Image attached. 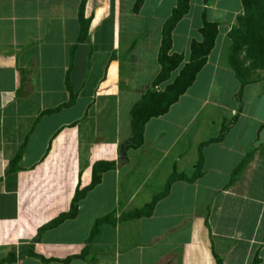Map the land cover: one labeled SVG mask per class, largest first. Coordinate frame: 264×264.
<instances>
[{
	"label": "crops",
	"instance_id": "obj_1",
	"mask_svg": "<svg viewBox=\"0 0 264 264\" xmlns=\"http://www.w3.org/2000/svg\"><path fill=\"white\" fill-rule=\"evenodd\" d=\"M81 1L0 0V264H264V75L242 88L237 111L241 87L228 64L240 0H189L169 52L183 62L166 83L201 41L203 11L219 25L215 45L178 101L145 124L142 145L125 149L120 169L130 111L159 74L161 30L176 0H141L136 10L131 0L127 12L122 0H86L91 22L78 43ZM233 116L222 139L201 149L200 178L173 182L150 217L118 223L161 193L173 171L191 177L199 145ZM96 162L114 168L73 218L34 242L90 185Z\"/></svg>",
	"mask_w": 264,
	"mask_h": 264
},
{
	"label": "trees",
	"instance_id": "obj_2",
	"mask_svg": "<svg viewBox=\"0 0 264 264\" xmlns=\"http://www.w3.org/2000/svg\"><path fill=\"white\" fill-rule=\"evenodd\" d=\"M85 1L82 0L78 9L79 22V37L78 43L82 42L88 33L91 17L85 18L84 8ZM214 0H202L205 6L210 5ZM242 13L235 18L234 25L228 32V38L231 41L230 52L228 55V64L233 71L236 79L240 83V90L237 94L236 101L239 111L242 101V88L256 81L254 74L258 70L264 71V0H240ZM141 0H137L135 10L139 8ZM189 0H176V5L172 10L169 18L164 22L161 30L160 47L157 57V62L160 66V71L157 77L152 81L150 88L140 98V100L132 107L130 111V128L131 138L124 143L126 149H137L142 145L143 128L145 124L153 118L160 117L167 113L168 109L175 104L179 97L193 83L197 73L205 65L207 57L215 45V40L219 34L218 24L206 21L205 12H202V24L199 29L201 41H192L189 46L188 62L180 69L178 75L171 83H166L169 80L171 73L176 71L183 62V57L180 54H169L171 50V34L177 23L188 13ZM245 50L244 58H241L242 51ZM246 63V64H245ZM163 90H158V87L165 84ZM237 116H233L227 125H223L220 134L217 138L210 139L199 145L198 161L195 165V170L191 177L178 175L175 171L167 180L164 190L154 196L152 201L142 209L134 210L131 213L121 217L118 223H123L129 220L148 218L152 215L156 203L163 197L167 196L170 186L175 181H184L193 183L201 177L202 156L201 149L211 143L218 142L222 139L230 124H234ZM250 156H247L234 169L231 174L229 186L236 181L240 172L249 161ZM16 163V162H15ZM12 165H16V164ZM114 164L111 162H96L92 167L91 183L87 188L77 189L67 214L60 215L57 219L43 226L38 230L37 237L34 242L39 240V236L47 229H50L65 219L73 218L76 215V205L81 200L85 193L99 183L100 173L112 170ZM12 171L16 172L14 167ZM109 217L97 221L92 235L96 232V227L106 221ZM31 250V249H30ZM18 257H22L19 255ZM217 262L219 259L215 256ZM15 259V258H14ZM256 263V262H255ZM254 263V264H255ZM2 264V263H1Z\"/></svg>",
	"mask_w": 264,
	"mask_h": 264
},
{
	"label": "rangeland",
	"instance_id": "obj_3",
	"mask_svg": "<svg viewBox=\"0 0 264 264\" xmlns=\"http://www.w3.org/2000/svg\"><path fill=\"white\" fill-rule=\"evenodd\" d=\"M130 1H131V0H122V6H123V10H122V12H127V11H128ZM191 1H193L192 4H193V3L195 4V0H191ZM228 7H230V8H234V7H235V3H234L233 1L230 2V3L228 4ZM195 11H196V10L193 9V10H192V14H193V12H195ZM217 13H218V12H217ZM241 13H242V11H240L236 16H239ZM234 23H235V19H234V21H233L231 27L234 25ZM231 27H230V28H231ZM229 30H230V29H229ZM244 56H245V50L242 51V53H241V58H244ZM245 64H246V63H245ZM92 71H93V69H92ZM174 75H175V74H174ZM262 75H264V71H262V70H258V71H256L255 74H254V79H260ZM173 77H174V76H173ZM89 79H90V76H89ZM171 80H172V79H171ZM171 80H170V81H171ZM170 81H169V82H170ZM149 88H150V87H149ZM158 90H159V89H158Z\"/></svg>",
	"mask_w": 264,
	"mask_h": 264
},
{
	"label": "water",
	"instance_id": "obj_4",
	"mask_svg": "<svg viewBox=\"0 0 264 264\" xmlns=\"http://www.w3.org/2000/svg\"><path fill=\"white\" fill-rule=\"evenodd\" d=\"M125 149L126 147L123 146L119 150V157L117 159V169H120L122 165L126 162Z\"/></svg>",
	"mask_w": 264,
	"mask_h": 264
}]
</instances>
